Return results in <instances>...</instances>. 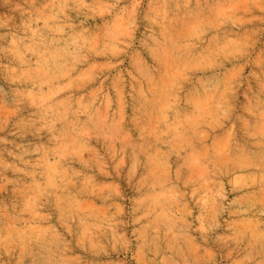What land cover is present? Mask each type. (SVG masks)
I'll list each match as a JSON object with an SVG mask.
<instances>
[{
	"label": "rangeland",
	"instance_id": "374dc122",
	"mask_svg": "<svg viewBox=\"0 0 264 264\" xmlns=\"http://www.w3.org/2000/svg\"><path fill=\"white\" fill-rule=\"evenodd\" d=\"M0 264H264V0H0Z\"/></svg>",
	"mask_w": 264,
	"mask_h": 264
}]
</instances>
